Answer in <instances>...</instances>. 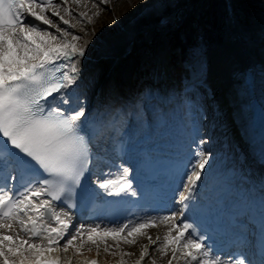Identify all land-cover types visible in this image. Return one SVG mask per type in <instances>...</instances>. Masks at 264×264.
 Masks as SVG:
<instances>
[{
  "label": "snow or ice",
  "instance_id": "obj_1",
  "mask_svg": "<svg viewBox=\"0 0 264 264\" xmlns=\"http://www.w3.org/2000/svg\"><path fill=\"white\" fill-rule=\"evenodd\" d=\"M79 3L0 0V175L11 168L0 183V264H100L101 247L104 254L119 257L116 264H128L126 258L134 254L121 245H135L137 237L145 236L148 243L141 245L133 264H157L154 253L166 264H264V177L259 191L248 192L230 212L232 243L239 250L224 260L215 242L208 243L222 221L192 197L210 179L212 155L202 147L205 139L193 138L189 159L174 174L179 212L110 227L75 223L78 196L103 193L126 201L139 195L123 165L115 180L107 178L111 173L91 179L94 161L103 159L107 149V128L116 111L110 104L88 107L79 97L71 106L83 76L80 61L91 44L80 46L76 24L65 18L91 22L92 17L85 21L84 12H75L72 5ZM189 87H197L196 79ZM156 98L149 92L141 103ZM260 157L264 160V134ZM25 174L30 179L17 187L18 176ZM192 219L203 221V233ZM157 222L168 228L162 238L153 239L145 229ZM93 247L95 256L89 257L86 252Z\"/></svg>",
  "mask_w": 264,
  "mask_h": 264
},
{
  "label": "bare ground",
  "instance_id": "obj_2",
  "mask_svg": "<svg viewBox=\"0 0 264 264\" xmlns=\"http://www.w3.org/2000/svg\"><path fill=\"white\" fill-rule=\"evenodd\" d=\"M157 3L159 0H150L148 4H145L143 8H139L135 14L133 24L128 22L126 24H119L118 31L114 33L107 34L103 38H99L95 43L94 47L86 53V56L83 60L80 61V67L83 70L82 80L80 81V86L77 89L73 90L75 98L79 97V94L83 95L92 82L96 79L94 86H98L96 90L99 94L104 93L109 87L107 83V77L104 75L105 68L108 67V73L115 74L109 76L108 81H117L119 83H125L128 67L129 65L124 61L126 56L130 51V46L135 38L134 31L136 30L137 24L148 17H157L159 16V11L157 9ZM148 5V7H147ZM263 23L262 19L259 16H256L253 19V30L258 31L261 24ZM237 35H240V32L237 30L233 35L231 34V39L229 42L218 43L212 46L209 50V54L213 59V63L209 66L208 70L210 76H216L220 84L223 86L224 91V104L229 112L228 122L222 126L217 133L224 132L223 137H233V139L240 140L244 144L245 135L249 134L248 132V110L245 108V103L249 100L250 96L245 92L244 87L241 83V72L244 67H249L253 72V94H256L261 101L264 102V54H263V43L259 39H253L249 44H242L241 40H238ZM241 38V37H240ZM93 44V43H92ZM105 50L106 52H112L113 57L108 60H103L99 57L101 51ZM78 60L80 58H77ZM103 64V65H101ZM97 67H101V71L96 70ZM122 75L121 79L119 75ZM99 82V84H98ZM112 83V82H111ZM125 86V85H124ZM169 99H163L165 102H170ZM172 122H168V128L173 131ZM223 129V130H222ZM216 133V134H217ZM247 152L246 148L243 147ZM251 152V151H250ZM249 162H255L254 158L256 156L250 153ZM216 162L215 167H211L207 170L206 175L211 171H220L222 174L227 168L232 165L233 160L230 158L221 161L220 158L212 161ZM115 173H121L122 169L120 166L115 168H109ZM224 169V170H222ZM254 173H260L261 171L258 167L254 168ZM252 172V173H253ZM262 173V172H261ZM118 176L111 173L110 178L115 180ZM241 177H239L240 179ZM223 187L226 186V183L223 181ZM101 221L95 222L99 223ZM104 222V221H103ZM107 226H113L104 222ZM86 224H92L91 222H86ZM151 237L155 239L157 236L161 235V232L167 230L168 225L162 222H157L155 227H152ZM147 237H143V240L140 241L136 249V253L132 255L128 261H134L138 257V250L141 245L147 244ZM87 247V246H86ZM86 255L95 256V248L91 253ZM119 259V257H117ZM117 258L108 259V256L101 253L100 263L110 264ZM158 261V260H157ZM165 259L162 264H165ZM145 264H148L145 261Z\"/></svg>",
  "mask_w": 264,
  "mask_h": 264
},
{
  "label": "rangeland",
  "instance_id": "obj_3",
  "mask_svg": "<svg viewBox=\"0 0 264 264\" xmlns=\"http://www.w3.org/2000/svg\"><path fill=\"white\" fill-rule=\"evenodd\" d=\"M150 0H107V3L101 5L99 3V0H80L79 5L73 4L72 7L75 9L76 13L84 12L85 15V21H87V17H92V20L90 23H78L77 18L66 16V19H69V21L73 24H76V29H74L75 32H77L79 35L82 36V39L79 41V45L83 46L88 41H91V44L88 46L87 52L91 50L94 46V44L97 42L99 38H103L107 34L110 33H116L118 31L120 24H126L128 22L133 24V19L135 17V14L139 8H143L145 4H148ZM171 2V1H169ZM168 3L167 0H161L160 3H157V9L159 11V16L157 17H148L146 20L139 22L137 24L136 30L134 31L135 38L130 46V51L128 53L127 62L132 63L134 67H137L141 62L144 63L145 59L149 57L150 51L154 48V45L152 44V41L157 43L159 38L162 35L161 27H152L155 22H158V24H163L166 19H170L171 17H166L167 15H163V13L160 12V9ZM148 7V5H147ZM98 13V15H97ZM257 15H260L258 13ZM169 16V14H168ZM235 20L237 22L238 27L246 34L245 37H243V41L246 42L249 38V35L251 38L253 37V32L250 30L248 32V28L246 26V20L243 17L242 14H236ZM253 21L251 20V23ZM95 34V35H94ZM249 34V35H248ZM225 39V36L222 37V40ZM152 40V41H151ZM251 41V40H250ZM225 42H228L227 40ZM93 43V44H92ZM193 51L191 52L190 57L193 59V62H196V67L193 72H196V70H202L205 69L212 64L211 60L209 61L208 66L205 65L204 61L208 58L209 50L205 51L203 49L202 44L191 47ZM164 49L163 41L161 42V45L157 44L155 47V50L157 53H159L161 50ZM155 52V55L157 53ZM155 58V56H154ZM196 59V60H195ZM151 60V58H150ZM148 62V61H147ZM216 84H219L221 82L218 81V78L215 80ZM224 102V91L223 88L219 91V97L217 99L204 101L199 107V117L201 120H203L204 124V130L206 133L210 132L209 135H211V140H207L206 143L208 146H212L216 143H223V139L218 138L216 136V132L224 126L228 120H229V112L226 108ZM218 108V111L215 112L212 110L213 108ZM213 120H220V124L217 127L211 128V124ZM223 130V129H222ZM224 132H221V136H223ZM233 137H229V140L225 142V144L220 145L219 147L209 148L207 152H210L212 154V157H219L222 160H225L227 158H230V160H233V163L231 165V168L236 169L238 173H242L245 167V162L242 164L240 163L241 158L243 157V154L240 152V146L238 143L236 146H233L232 143ZM238 169V170H237ZM100 224V223H98ZM102 226H107L105 224H102ZM152 227H149L145 229L148 236L152 235ZM167 230H164L161 232L160 237H163V234ZM123 235V234H122ZM146 237V236H145ZM143 240V237H137V243L135 245H121V250L126 252H131L133 254L136 253V247L140 244V241ZM109 243H112L111 240H109ZM101 253H103L102 247H101ZM104 254V253H103ZM106 255V254H105ZM108 259H113L112 256L107 255ZM154 256L157 258L160 263L164 259L159 258L158 253H154ZM117 258V257H114ZM130 257H127L128 259ZM162 264V263H161Z\"/></svg>",
  "mask_w": 264,
  "mask_h": 264
},
{
  "label": "trees",
  "instance_id": "obj_4",
  "mask_svg": "<svg viewBox=\"0 0 264 264\" xmlns=\"http://www.w3.org/2000/svg\"><path fill=\"white\" fill-rule=\"evenodd\" d=\"M234 17L242 14L247 19L257 10H263L264 0H229ZM194 2L195 5H194ZM176 10L172 21H167L163 28V37L172 48L178 46L184 55L188 52L189 46L197 44L199 41L206 45H211L222 40L225 32V6L224 0H175L173 5H167L165 12ZM204 16H206L204 18ZM207 21L212 29L208 30L204 26ZM264 38V34H263ZM176 54L171 50L170 60L175 61ZM218 95V88L211 92V97Z\"/></svg>",
  "mask_w": 264,
  "mask_h": 264
},
{
  "label": "water",
  "instance_id": "obj_5",
  "mask_svg": "<svg viewBox=\"0 0 264 264\" xmlns=\"http://www.w3.org/2000/svg\"><path fill=\"white\" fill-rule=\"evenodd\" d=\"M225 1H226L228 16L231 19L230 4H229L228 0H225ZM172 14H175V11H173ZM251 74H252L251 69H249V68L242 69V78L241 79L248 86H250L252 84ZM247 92L249 93V89L247 90Z\"/></svg>",
  "mask_w": 264,
  "mask_h": 264
}]
</instances>
